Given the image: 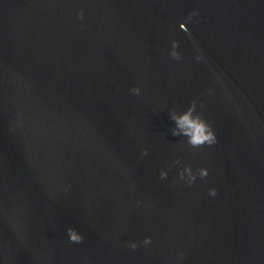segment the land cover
<instances>
[{
    "label": "water",
    "instance_id": "water-1",
    "mask_svg": "<svg viewBox=\"0 0 264 264\" xmlns=\"http://www.w3.org/2000/svg\"><path fill=\"white\" fill-rule=\"evenodd\" d=\"M0 264H264V0H0Z\"/></svg>",
    "mask_w": 264,
    "mask_h": 264
},
{
    "label": "clouds",
    "instance_id": "clouds-1",
    "mask_svg": "<svg viewBox=\"0 0 264 264\" xmlns=\"http://www.w3.org/2000/svg\"><path fill=\"white\" fill-rule=\"evenodd\" d=\"M193 14H190L188 19H191ZM78 15L80 18H83V12H80ZM178 47L179 41L173 40L170 56L175 60L182 59L181 53L177 51ZM202 58V56H197V59ZM130 91L135 95H139L141 89L139 86H135L131 88ZM169 117L175 124V126L171 129L172 135L186 137L187 144L193 149H198L205 144L210 146L217 142V136L212 124L205 119L202 112L197 111L196 100H192L186 110L178 112L176 108L170 109ZM147 155L148 149L144 148L141 152V156L143 157ZM174 163L177 165L181 164L180 157H177ZM208 174L209 169L207 167H200L194 172L190 164H185L179 172V179L186 180V182L191 185L196 181L197 176H199L201 179H204L208 176ZM167 175V171L161 169L160 178L164 179L167 177ZM209 195H217V189L215 187L210 188ZM67 232L71 242H82L83 236L74 227H68ZM151 240L152 238L150 236H146L142 243L147 246L151 243ZM130 246L132 249H135L138 245L135 241H132L130 242ZM179 256L181 259H183L182 252L179 254Z\"/></svg>",
    "mask_w": 264,
    "mask_h": 264
}]
</instances>
